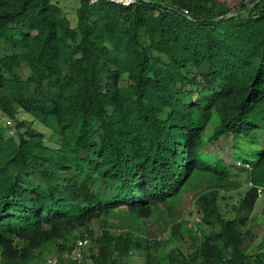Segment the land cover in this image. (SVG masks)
I'll return each instance as SVG.
<instances>
[{
  "label": "trees",
  "instance_id": "obj_1",
  "mask_svg": "<svg viewBox=\"0 0 264 264\" xmlns=\"http://www.w3.org/2000/svg\"><path fill=\"white\" fill-rule=\"evenodd\" d=\"M217 1L79 0L71 19L60 0H0V112L12 121L0 123L1 264H29L117 210L147 218L194 177L221 185L233 168L250 183L236 214L223 219L204 189L197 210L217 227L169 264H264V238L245 252L264 195V10L229 15ZM85 234L90 264H121L135 245L129 232Z\"/></svg>",
  "mask_w": 264,
  "mask_h": 264
},
{
  "label": "rangeland",
  "instance_id": "obj_2",
  "mask_svg": "<svg viewBox=\"0 0 264 264\" xmlns=\"http://www.w3.org/2000/svg\"><path fill=\"white\" fill-rule=\"evenodd\" d=\"M164 1L171 2V0ZM60 5L67 16L74 19L79 0H60ZM215 10L228 11L229 15L257 13L259 10H264V0L258 6L250 0H219L215 4ZM0 123L12 124V121L0 112ZM263 135H261L262 141H264ZM214 148L207 147L210 153L215 150ZM208 156L211 157L212 162L217 159L214 154H208ZM204 180L206 179L203 176L194 177L180 195L158 204L153 214L147 218L117 210L101 220H93L87 227L69 229L64 232L60 241L54 239L35 250L29 264H52L51 261L57 257L64 258L63 264H71L68 249L72 243L84 233L94 236L105 229L117 235L129 232L134 237L135 245L127 255L121 258V264H169L170 257L175 254L180 259H188L190 252L194 255L197 253L199 244L211 228L217 227L207 224L197 210L196 198L200 192L204 189H216L219 210L223 219H228L236 214V208L250 184L247 171L237 168L232 169L227 181L219 182L221 185H215V181L212 180L203 183ZM172 227L177 229V233L172 232ZM247 227L256 234V239L245 246V252L255 253L258 251L257 245L264 238V195L257 199ZM153 240L159 243L150 246L149 243ZM97 251V246L94 245V241H91L84 249L83 258L78 264H90L86 256Z\"/></svg>",
  "mask_w": 264,
  "mask_h": 264
},
{
  "label": "built area",
  "instance_id": "obj_3",
  "mask_svg": "<svg viewBox=\"0 0 264 264\" xmlns=\"http://www.w3.org/2000/svg\"><path fill=\"white\" fill-rule=\"evenodd\" d=\"M101 1H107L110 2L112 4L115 5H119V6H131L134 5L138 2V0H88V2L90 4H95ZM185 13H188L187 10H184ZM199 221V218H197ZM89 237L87 235L78 238L70 251L69 256L73 259V260H77L80 261V259L82 258V250L84 249V247L89 243ZM57 261V259H54L51 261L52 264H55V262ZM1 264V263H0Z\"/></svg>",
  "mask_w": 264,
  "mask_h": 264
},
{
  "label": "clouds",
  "instance_id": "obj_4",
  "mask_svg": "<svg viewBox=\"0 0 264 264\" xmlns=\"http://www.w3.org/2000/svg\"><path fill=\"white\" fill-rule=\"evenodd\" d=\"M85 235H87V234L84 233L81 237H83V236H85ZM87 236H88V235H87ZM81 237H79V238H81ZM88 237H89V236H88ZM76 240H77V239H76ZM76 240H75V241H76ZM89 240H90V238H89ZM75 241H74V242H75ZM74 242L72 243L71 248H72ZM89 243H90V241H89ZM89 243H88L85 247H87V246L89 245ZM85 247H84V248H85ZM70 251H71V250H70ZM69 254H70V253H69ZM69 257H70V256H69ZM57 258H58V257H57ZM57 258H56V259H57ZM81 259H82V258H81ZM79 262H80V261H79Z\"/></svg>",
  "mask_w": 264,
  "mask_h": 264
}]
</instances>
